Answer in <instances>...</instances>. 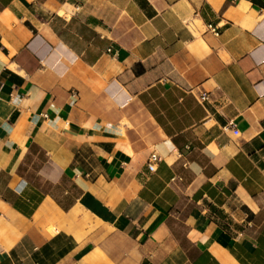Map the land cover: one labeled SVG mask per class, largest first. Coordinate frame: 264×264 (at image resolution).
Instances as JSON below:
<instances>
[{
	"label": "crops",
	"instance_id": "obj_1",
	"mask_svg": "<svg viewBox=\"0 0 264 264\" xmlns=\"http://www.w3.org/2000/svg\"><path fill=\"white\" fill-rule=\"evenodd\" d=\"M0 264H264V0H0Z\"/></svg>",
	"mask_w": 264,
	"mask_h": 264
},
{
	"label": "built area",
	"instance_id": "obj_2",
	"mask_svg": "<svg viewBox=\"0 0 264 264\" xmlns=\"http://www.w3.org/2000/svg\"><path fill=\"white\" fill-rule=\"evenodd\" d=\"M212 30L214 32H217L216 31V28L212 27ZM21 100L20 98V95H16L13 99V102H16V103H19ZM97 123L99 125H103L104 123L101 122L100 119L97 120ZM107 127V126H105ZM110 127V126H109ZM108 128V127H107ZM162 159V157L157 153V152H152L147 160V163H146V167H145V170H146V173L147 174H150L152 172H154L156 170V167H157V164L158 162Z\"/></svg>",
	"mask_w": 264,
	"mask_h": 264
}]
</instances>
